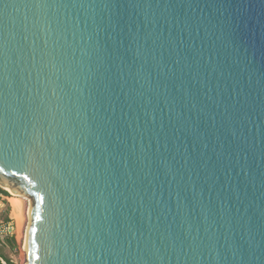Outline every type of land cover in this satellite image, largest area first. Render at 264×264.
<instances>
[{"label":"water","instance_id":"obj_1","mask_svg":"<svg viewBox=\"0 0 264 264\" xmlns=\"http://www.w3.org/2000/svg\"><path fill=\"white\" fill-rule=\"evenodd\" d=\"M0 184L27 264H264V0H0Z\"/></svg>","mask_w":264,"mask_h":264},{"label":"bare ground","instance_id":"obj_2","mask_svg":"<svg viewBox=\"0 0 264 264\" xmlns=\"http://www.w3.org/2000/svg\"><path fill=\"white\" fill-rule=\"evenodd\" d=\"M0 187L9 193L8 201L11 206V217L16 223L18 238L23 239L24 262L27 264L29 219L32 200L22 194L10 191V188L0 184Z\"/></svg>","mask_w":264,"mask_h":264},{"label":"built area","instance_id":"obj_3","mask_svg":"<svg viewBox=\"0 0 264 264\" xmlns=\"http://www.w3.org/2000/svg\"><path fill=\"white\" fill-rule=\"evenodd\" d=\"M5 190V189H4ZM7 192V191H6ZM8 199L4 193L0 194V248H9L10 239L14 236V221L7 207ZM0 264H8L7 259L0 252Z\"/></svg>","mask_w":264,"mask_h":264},{"label":"rangeland","instance_id":"obj_4","mask_svg":"<svg viewBox=\"0 0 264 264\" xmlns=\"http://www.w3.org/2000/svg\"><path fill=\"white\" fill-rule=\"evenodd\" d=\"M3 191H5L3 188L0 187ZM3 192H0V194ZM9 196H7L8 199ZM7 207L9 209V212L11 214V206L9 201L7 202ZM14 221V220H13ZM14 227V236L10 239V246L9 248H0V252L2 255L7 259L8 264H23L24 262V251H23V239L20 237L18 238L17 230H16V223L14 221L13 224Z\"/></svg>","mask_w":264,"mask_h":264},{"label":"trees","instance_id":"obj_5","mask_svg":"<svg viewBox=\"0 0 264 264\" xmlns=\"http://www.w3.org/2000/svg\"><path fill=\"white\" fill-rule=\"evenodd\" d=\"M0 192H3L6 196H10L9 193H7L6 191H3L2 189H0Z\"/></svg>","mask_w":264,"mask_h":264}]
</instances>
